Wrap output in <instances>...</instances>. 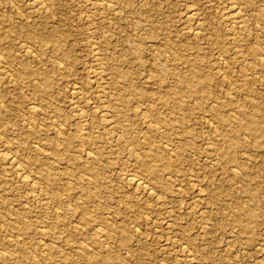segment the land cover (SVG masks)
<instances>
[{
  "label": "rangeland",
  "instance_id": "obj_1",
  "mask_svg": "<svg viewBox=\"0 0 264 264\" xmlns=\"http://www.w3.org/2000/svg\"><path fill=\"white\" fill-rule=\"evenodd\" d=\"M0 264H264V0H0Z\"/></svg>",
  "mask_w": 264,
  "mask_h": 264
},
{
  "label": "bare ground",
  "instance_id": "obj_2",
  "mask_svg": "<svg viewBox=\"0 0 264 264\" xmlns=\"http://www.w3.org/2000/svg\"><path fill=\"white\" fill-rule=\"evenodd\" d=\"M108 2V1H107ZM110 6V5H109ZM114 11V10H113ZM232 11V10H231ZM234 12V11H233ZM235 12H236V10H235ZM191 13V12H190ZM231 13V12H230ZM234 16V15H233ZM237 16V15H236ZM232 17V16H231ZM235 17V16H234ZM234 17H232V18H234ZM243 19V18H242ZM3 156V155H2ZM4 156H6L5 154H4ZM6 157H4V159H5ZM7 160H11V162L10 163H12L13 164V160L12 159H10V158H6ZM14 159V158H13ZM13 166V165H12ZM15 166V165H14ZM132 181L134 180V178H132L131 179ZM136 182V181H135ZM150 191V190H149ZM185 245V244H184ZM189 250V249H188ZM193 258V257H192Z\"/></svg>",
  "mask_w": 264,
  "mask_h": 264
}]
</instances>
